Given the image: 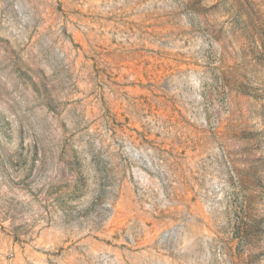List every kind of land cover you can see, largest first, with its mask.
<instances>
[{"label":"rangeland","instance_id":"374dc122","mask_svg":"<svg viewBox=\"0 0 264 264\" xmlns=\"http://www.w3.org/2000/svg\"><path fill=\"white\" fill-rule=\"evenodd\" d=\"M0 264H264V0H0Z\"/></svg>","mask_w":264,"mask_h":264}]
</instances>
